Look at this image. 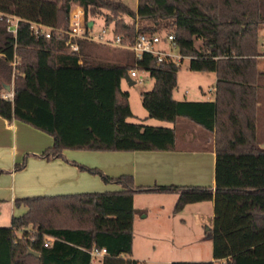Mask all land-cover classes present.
Returning <instances> with one entry per match:
<instances>
[{
  "label": "trees",
  "instance_id": "1",
  "mask_svg": "<svg viewBox=\"0 0 264 264\" xmlns=\"http://www.w3.org/2000/svg\"><path fill=\"white\" fill-rule=\"evenodd\" d=\"M73 3L83 7L85 20L108 10L103 22L123 43H132L138 32H161L163 22L168 28L163 32L174 35L178 51L190 55V69L215 73L213 98L173 97L181 60L159 61L148 52L134 59L127 47L85 38L76 39L78 51L68 50L64 30ZM0 12V93L6 84L12 86L11 98L0 94V115L51 134L53 142L42 154L57 155L63 148L173 149V126L126 119L132 111L119 82L135 67L153 78L152 86L140 92L147 116L170 122L189 118L213 132L217 155L214 188L134 185L130 174H120L102 175L122 186L117 190L16 198L27 210L0 226V264H93L88 251L92 245L106 249L95 264H135L130 257L132 195L149 191L176 192L174 211L214 197L213 256L223 258L222 264H264V147L256 135L264 77L258 68L264 0H137L135 9L122 0H0ZM6 14L19 17L15 33L6 29ZM143 19L148 22L138 25ZM30 21L51 26L49 37L35 34ZM86 44L114 48L115 60L102 58V52Z\"/></svg>",
  "mask_w": 264,
  "mask_h": 264
},
{
  "label": "crops",
  "instance_id": "2",
  "mask_svg": "<svg viewBox=\"0 0 264 264\" xmlns=\"http://www.w3.org/2000/svg\"><path fill=\"white\" fill-rule=\"evenodd\" d=\"M136 3L137 0L132 8H136ZM103 56L102 58L108 60L116 58L114 54ZM211 72L215 81V73ZM209 90L213 93V85ZM259 95L256 135L259 136L257 137L259 145L264 147V116L260 113L264 108V85L259 88ZM211 98L213 95L199 99ZM141 117L148 124L173 126L174 148L169 150L63 148L57 155H44L42 152L53 142L51 134L16 118L7 119L0 115V226L9 225L12 216L21 215L27 210L24 203H16V198L122 188L113 180L103 179L102 175L115 177L130 174L134 185H209L214 188L217 155L212 131L185 116H179L176 121L170 122L149 117L146 111ZM93 167L97 172L87 169ZM176 199V192L133 193L132 205L135 212L132 219L130 257L135 260L149 259L148 254H135V243L153 247L150 227L163 228L164 224L170 226V222L177 220V228L195 229L197 233L188 234L176 240V243L186 246L209 244L208 257L190 260H213L217 263L223 261V258L213 256L214 197L186 203L180 210L174 211ZM204 201L207 205H203ZM186 214L190 215L188 217L192 220H197L201 214H205L208 224L200 221L188 226ZM251 249L252 247H249L244 251ZM172 260L176 259H166L169 263Z\"/></svg>",
  "mask_w": 264,
  "mask_h": 264
},
{
  "label": "rangeland",
  "instance_id": "3",
  "mask_svg": "<svg viewBox=\"0 0 264 264\" xmlns=\"http://www.w3.org/2000/svg\"><path fill=\"white\" fill-rule=\"evenodd\" d=\"M131 7L135 5L136 0H122ZM79 5L78 3H73L71 8ZM70 8V9H71ZM108 12L106 9H102L101 13H95L90 16V19H93L94 25L92 27V32L97 33L100 31L101 27L104 26L107 30H109L110 25H105L103 22L104 13ZM1 13V12H0ZM125 19L129 20L130 18L125 17ZM148 20H137V24L141 25L147 23ZM43 24V23H42ZM45 25V24H44ZM51 27L49 25H45ZM168 28L163 24V22L159 25V30L161 32L166 31ZM107 34H109L107 32ZM264 27L259 29V49L262 54L259 57L258 67L264 69ZM199 41H197L198 43ZM86 47L90 49H95L97 52H102L104 56H111L113 54L116 55L115 49L112 47H103L96 44H86ZM174 49V48H173ZM176 50V49H174ZM123 55L130 54L128 51H122ZM189 58L184 57L179 65V69L177 71L176 77V86L173 89V96L176 99H199V98H208L212 97L213 93L209 90L210 86L214 85V77L211 71L199 72L196 70H192L188 67ZM137 73L136 76H130L133 83H128V81L124 78V76L120 80V86L123 90L128 93V101L129 106L132 111V115L127 117V121L131 122H142L144 119H141V114H146L145 108L142 106L140 101V92L148 89L152 86L153 78L150 76L147 70L135 68ZM142 76L143 80L139 81L135 77ZM261 83L264 85V77L261 80ZM259 95V94H258ZM260 96V95H259ZM258 96V97H259ZM262 116H264V108L260 110ZM148 124V123H147ZM264 136V134H263ZM259 138V136H257ZM259 141V139H258ZM203 205H207V202H203ZM188 226L191 224H195L196 222H207V217L205 214H201L200 218L197 220H192L190 215L186 214ZM178 217V216H176ZM193 222V223H192ZM177 220L170 222V226L164 224L163 228L150 227L152 235L153 247L150 245H145L142 243H135L134 251L135 254H148L149 259H140L150 261L152 264H169V261H166L168 258H175L176 260H190L191 258H199V257H208L209 255V244L202 243L200 245H192L186 246L181 245V243H176L180 238H184L188 236V234L197 233L195 229L183 230L177 228ZM192 227V226H191ZM205 228V226H204ZM20 231H18V234ZM174 238L172 240V238ZM191 249V250H190ZM138 261V260H137ZM224 261V259H223ZM223 261L218 262V264H222Z\"/></svg>",
  "mask_w": 264,
  "mask_h": 264
},
{
  "label": "built area",
  "instance_id": "4",
  "mask_svg": "<svg viewBox=\"0 0 264 264\" xmlns=\"http://www.w3.org/2000/svg\"><path fill=\"white\" fill-rule=\"evenodd\" d=\"M19 17L14 14H6V29L13 33L16 32L17 21ZM91 20V25L89 21ZM32 31L35 34H42L45 37H49L50 30L52 27L45 26L44 24L38 21H30ZM94 25L93 19L84 18V9L81 5H76V7L71 8L68 12V26L64 30L67 33L68 37L65 40V44L68 50L78 51L77 38H85L100 43L113 45V46H122L127 47L133 51L134 59H139L142 56L143 52H148L155 55L157 60H172L179 62L184 57L189 58L190 55H182L178 49L177 44L172 33L166 32H155V33H144L138 32L135 34L134 41L132 43H123L121 41L122 36L120 34H114L112 29L107 30L104 26L101 27L100 31L97 33L92 32V27ZM87 27L89 31H87ZM61 31V29H56ZM107 32L109 34H107ZM264 43V39H263ZM176 50H174V49ZM127 73L130 76H136L135 67H132L127 70ZM137 80L142 81V76L135 77ZM1 96L4 98L12 97V89L3 88L1 90ZM47 241H44V245H47ZM90 262L98 263L101 261L102 257L106 253L104 247H97L92 245L89 248ZM135 264H152L150 261L138 260Z\"/></svg>",
  "mask_w": 264,
  "mask_h": 264
},
{
  "label": "water",
  "instance_id": "5",
  "mask_svg": "<svg viewBox=\"0 0 264 264\" xmlns=\"http://www.w3.org/2000/svg\"><path fill=\"white\" fill-rule=\"evenodd\" d=\"M89 25H91V20L89 21ZM124 78L128 81V83H133V82H134V80H132V79L129 77V75H128L127 72L124 74ZM5 88H6V89H9V88H10V85H9V84H6V85H5ZM28 252L37 255V252H36V251H33V250H31V249H29Z\"/></svg>",
  "mask_w": 264,
  "mask_h": 264
}]
</instances>
